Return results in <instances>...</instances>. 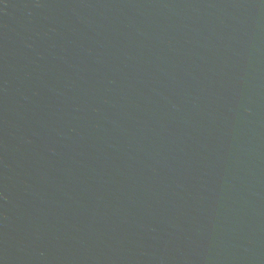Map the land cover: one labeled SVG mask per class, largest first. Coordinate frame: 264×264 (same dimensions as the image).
<instances>
[{
	"label": "water",
	"instance_id": "water-1",
	"mask_svg": "<svg viewBox=\"0 0 264 264\" xmlns=\"http://www.w3.org/2000/svg\"><path fill=\"white\" fill-rule=\"evenodd\" d=\"M0 264H264V0H0Z\"/></svg>",
	"mask_w": 264,
	"mask_h": 264
}]
</instances>
